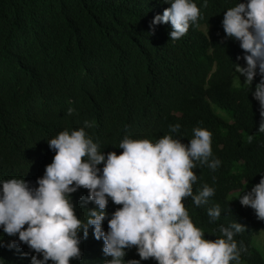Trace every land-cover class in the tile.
Segmentation results:
<instances>
[{
	"label": "trees",
	"instance_id": "obj_1",
	"mask_svg": "<svg viewBox=\"0 0 264 264\" xmlns=\"http://www.w3.org/2000/svg\"><path fill=\"white\" fill-rule=\"evenodd\" d=\"M192 2L200 17L184 36L172 40L170 22L152 25L170 7L164 0H0V184L15 178L38 187L37 179L55 155L48 141L62 131L84 128L106 157L122 153L125 137L156 143L171 136L187 146L195 128L206 129L211 132L209 160L218 159L220 165L212 170L194 160L192 189L196 195L208 185L214 195L201 206L187 197L184 206L208 240L223 238L221 225H244L246 230L234 236L238 247L242 241L247 249L240 262L264 264L252 244L264 221L229 197L246 185L251 191L264 176L262 118L252 95L261 76L257 69L251 88L233 85L236 64L246 62V53L222 27L224 13L247 0ZM175 125L180 127L173 132ZM103 166H97L100 175ZM88 196L81 187L69 197L85 223L88 211L98 208ZM107 199L105 232L122 207ZM217 206L221 214L213 221L208 210ZM78 236L81 257L70 264L111 259L103 252V238H94L93 226L87 238L82 232ZM125 253L124 264H158L141 260L134 246ZM33 256L43 259L0 227V264H31Z\"/></svg>",
	"mask_w": 264,
	"mask_h": 264
},
{
	"label": "clouds",
	"instance_id": "obj_2",
	"mask_svg": "<svg viewBox=\"0 0 264 264\" xmlns=\"http://www.w3.org/2000/svg\"><path fill=\"white\" fill-rule=\"evenodd\" d=\"M169 4L162 15L154 17L152 25L170 22V39L178 40L188 32L190 24L197 22L200 9L192 0H172ZM222 27L226 37L239 41L246 53V67L236 64L239 76L245 77L244 84L251 88L259 70L261 80L252 95L260 105L258 132L264 133V0H247L228 9ZM73 111L69 108L68 114ZM85 126L92 125L85 121ZM179 127L175 125L171 131ZM193 131L194 138L187 146L171 136L156 143L125 137L119 145L122 153L113 151L106 157L86 136L84 128L71 133L62 131L48 141L55 155L43 177L37 179L38 187L30 188L24 179L15 178L0 184V227L8 236L18 235L20 242L42 254V260L33 256L31 264H47L49 260L53 264H70L72 259H79L78 234L82 232L87 238L89 226H93L96 240L103 238V252L111 257L105 264H124L125 249L133 246L141 260L152 258L158 264H239L241 253L247 249L242 241L238 247L234 236L245 231V226L237 222L229 227L221 225L223 238L208 240L184 206L187 197L201 206L214 195L208 185L193 195L192 185L197 180L193 161L207 164L212 170L220 165L218 159L209 160L211 132L201 128ZM102 163L100 175L97 166ZM81 187L88 190V199L98 206L88 211L86 223L77 217L69 199ZM108 197L122 207L112 214L105 232L102 223L107 217ZM238 199L264 221V176ZM220 214L218 206L208 210L213 221ZM14 245L15 241L9 247Z\"/></svg>",
	"mask_w": 264,
	"mask_h": 264
},
{
	"label": "rangeland",
	"instance_id": "obj_3",
	"mask_svg": "<svg viewBox=\"0 0 264 264\" xmlns=\"http://www.w3.org/2000/svg\"><path fill=\"white\" fill-rule=\"evenodd\" d=\"M240 66L246 67V62L241 64ZM233 77H234V81H233L234 86H245V84H244L245 77L239 76V73L236 70L233 73ZM216 112L223 115L222 112L218 109H216ZM247 188L248 187L246 185L240 190L232 191L229 193V197L232 199H237V198H239L240 195L247 193ZM252 244L260 252V254L264 260V228L259 229V231L257 233L253 234ZM232 264H237V262L232 263ZM239 264H246V263L241 261V262H239Z\"/></svg>",
	"mask_w": 264,
	"mask_h": 264
}]
</instances>
